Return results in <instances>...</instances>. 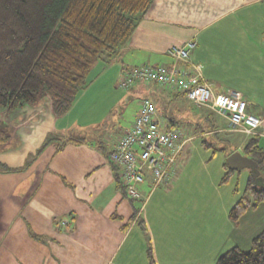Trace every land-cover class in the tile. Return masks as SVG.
Listing matches in <instances>:
<instances>
[{"label": "crops", "instance_id": "obj_1", "mask_svg": "<svg viewBox=\"0 0 264 264\" xmlns=\"http://www.w3.org/2000/svg\"><path fill=\"white\" fill-rule=\"evenodd\" d=\"M189 41L196 43L193 62L202 65L215 91L241 92L249 112L262 119L264 148V0H154L129 45L111 62L95 65L87 88L64 116L52 112L48 98L9 113L0 109V126L10 135L0 146V163L12 169L0 170V264L138 261L150 227L146 221L144 229L139 226L146 208L137 218L141 203L117 188L118 171L109 153L132 125L144 98L155 107L159 103L164 115L172 103L189 101L152 82L125 91L119 81L124 69L145 64L186 68L167 51ZM207 66L212 78H206ZM168 116L173 122L166 130L180 128L172 112ZM156 120L166 125L158 110ZM183 130L189 143L199 134L193 127ZM244 144L232 152H241ZM191 163V155L181 157L176 184L155 191L149 202L175 189ZM140 189L148 193L149 184ZM160 237L149 239L156 247V264H170V244L165 233Z\"/></svg>", "mask_w": 264, "mask_h": 264}, {"label": "trees", "instance_id": "obj_2", "mask_svg": "<svg viewBox=\"0 0 264 264\" xmlns=\"http://www.w3.org/2000/svg\"><path fill=\"white\" fill-rule=\"evenodd\" d=\"M153 2L0 0V109L9 113L48 98L52 112L64 116L87 88L95 65L101 60L111 62L129 45ZM206 119L211 128L201 132V136L218 134L214 121ZM9 139L6 127L0 126V146ZM202 142L206 149L211 148L205 140ZM224 150L222 147L219 151ZM242 153L257 162L264 183V148L260 136H248ZM223 169L222 185L241 172L231 169L226 161ZM0 170L12 169L0 163ZM117 188L127 196L119 176ZM246 193L252 198L243 197L230 211L229 217L235 223L264 203V188L256 184L251 173ZM143 224L141 220L139 225ZM146 255L148 264H156L151 242ZM216 264H264V230L252 240L248 251L233 247Z\"/></svg>", "mask_w": 264, "mask_h": 264}, {"label": "rangeland", "instance_id": "obj_3", "mask_svg": "<svg viewBox=\"0 0 264 264\" xmlns=\"http://www.w3.org/2000/svg\"><path fill=\"white\" fill-rule=\"evenodd\" d=\"M205 73L206 78L213 77L209 66ZM159 106L157 103L156 110L167 119L164 130L170 126L168 115L172 112L177 127H193L199 134L182 154V157L191 155L192 163L184 171L181 183L161 199H151L146 206L142 221L148 222L151 228H148L149 233L145 236L146 251H137L139 256L135 264H145L143 261L146 262L149 239L153 237V242L155 238L162 239L161 233H165L164 240L170 244V264H216L219 257L233 247L248 251L252 240L264 228V206L258 212L249 210L238 223L233 222L229 214L243 197L252 198L246 193L251 172L244 169L237 172L229 183L221 184L225 174L223 164L233 150H238V146L245 143V135L229 132L226 118L206 107L183 100L177 105L172 103L167 108L168 115H164ZM129 115L126 114L127 119ZM206 117L214 121L218 134H203L211 128ZM204 140L211 148L206 149L202 142ZM222 147L226 150L220 152ZM139 226L144 229L143 225Z\"/></svg>", "mask_w": 264, "mask_h": 264}, {"label": "built area", "instance_id": "obj_4", "mask_svg": "<svg viewBox=\"0 0 264 264\" xmlns=\"http://www.w3.org/2000/svg\"><path fill=\"white\" fill-rule=\"evenodd\" d=\"M195 48L196 43L189 41L185 45H173L167 51L170 58L184 63L186 68L147 64L126 68L119 86L129 90L140 82H152L158 87L180 92L191 104L206 107L226 118L229 132L260 135L262 119L249 112V102L241 92L215 91L205 80L202 65L193 62ZM156 115L154 103L144 98L132 125L109 153V160L118 171L127 197L141 203L137 218L155 191L176 184L181 173L179 160L191 140L181 128L164 130ZM147 183L149 191L143 193L140 188Z\"/></svg>", "mask_w": 264, "mask_h": 264}, {"label": "water", "instance_id": "obj_5", "mask_svg": "<svg viewBox=\"0 0 264 264\" xmlns=\"http://www.w3.org/2000/svg\"><path fill=\"white\" fill-rule=\"evenodd\" d=\"M226 163L235 171L250 170L256 184L264 188L263 177L261 176L258 164L252 158L243 155L240 151H236L227 157Z\"/></svg>", "mask_w": 264, "mask_h": 264}]
</instances>
